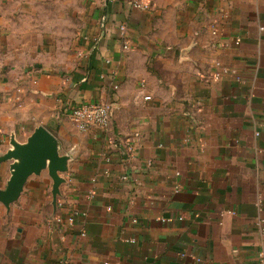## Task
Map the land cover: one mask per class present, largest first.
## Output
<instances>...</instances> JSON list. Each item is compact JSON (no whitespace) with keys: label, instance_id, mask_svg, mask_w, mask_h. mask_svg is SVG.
Here are the masks:
<instances>
[{"label":"crops","instance_id":"0c3cea01","mask_svg":"<svg viewBox=\"0 0 264 264\" xmlns=\"http://www.w3.org/2000/svg\"><path fill=\"white\" fill-rule=\"evenodd\" d=\"M39 126L69 171L0 203V264H264V0H0L1 189Z\"/></svg>","mask_w":264,"mask_h":264},{"label":"water","instance_id":"95a60500","mask_svg":"<svg viewBox=\"0 0 264 264\" xmlns=\"http://www.w3.org/2000/svg\"><path fill=\"white\" fill-rule=\"evenodd\" d=\"M11 145L13 149L2 158V161L13 160L14 163L6 187L0 188V203L10 208L21 198L28 180L47 170L53 181V204L57 206L61 186L65 183L62 174L69 171L70 161L68 156L60 154L57 138L44 126H39L26 143L12 140Z\"/></svg>","mask_w":264,"mask_h":264},{"label":"built area","instance_id":"2783aa9c","mask_svg":"<svg viewBox=\"0 0 264 264\" xmlns=\"http://www.w3.org/2000/svg\"><path fill=\"white\" fill-rule=\"evenodd\" d=\"M147 8V5L144 8ZM119 38L123 45L124 51H129L132 49L133 45L127 33V27L122 25L119 27ZM81 56L86 57V54L81 53ZM107 64H111V60H106ZM115 75L112 72L111 78ZM216 77H220L219 74ZM106 78V77H102ZM110 79V78H109ZM114 90H118L119 86L113 81L110 83ZM151 97L147 96L146 100H150ZM69 116L72 122L77 126L80 131L89 132L93 129H103L106 130L110 127L112 120L113 105L110 102H89L76 105L69 108ZM73 221V218L70 220ZM264 260V254L261 255Z\"/></svg>","mask_w":264,"mask_h":264},{"label":"rangeland","instance_id":"374dc122","mask_svg":"<svg viewBox=\"0 0 264 264\" xmlns=\"http://www.w3.org/2000/svg\"><path fill=\"white\" fill-rule=\"evenodd\" d=\"M81 15L83 14V12L81 11V12H79ZM82 26V25H81Z\"/></svg>","mask_w":264,"mask_h":264}]
</instances>
